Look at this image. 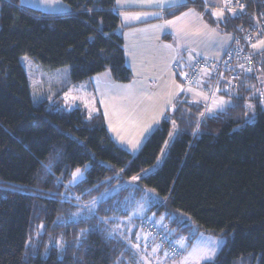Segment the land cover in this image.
Returning a JSON list of instances; mask_svg holds the SVG:
<instances>
[{"label":"trees","instance_id":"obj_1","mask_svg":"<svg viewBox=\"0 0 264 264\" xmlns=\"http://www.w3.org/2000/svg\"><path fill=\"white\" fill-rule=\"evenodd\" d=\"M63 1L66 12L45 13L0 0V264H134L137 229L129 239L117 226H140L133 211L144 201L143 212L163 215L159 227L175 240L190 244L201 232L225 239L202 264H264V72L245 74L234 97L220 93L231 103L219 111L206 113L180 93L132 155L111 138L99 109L89 119L82 108L66 110L61 96L49 102L46 85L29 86L23 55L44 70L67 67L71 83L105 70L117 82L132 78L115 0ZM192 4L216 25L209 5ZM224 18L219 27L235 35L250 24L244 14ZM248 103L256 106L251 120ZM76 168L84 176L70 184ZM93 199L94 214L80 209ZM99 217L108 223L97 226ZM81 229L89 231L77 243ZM142 244L156 245L140 237Z\"/></svg>","mask_w":264,"mask_h":264},{"label":"crops","instance_id":"obj_2","mask_svg":"<svg viewBox=\"0 0 264 264\" xmlns=\"http://www.w3.org/2000/svg\"><path fill=\"white\" fill-rule=\"evenodd\" d=\"M205 1L207 0H202V3H204ZM207 2L212 4V6L210 7L214 9H218L216 7L220 4V0H208ZM185 4L186 3H183V5ZM115 9L118 13L119 21H120L118 32L123 38L125 61L127 66L130 68L132 72L131 80L128 82L114 81L111 76V73L108 70H105L101 73L93 75L92 77H90L85 81L79 83H72V85H81V86L86 85L88 87V90H92L94 89V83H96L97 86L100 85L105 87L106 89L109 88L116 89L120 92V96L118 97V99L120 100L121 107L120 109L118 108L119 111L118 122H122V124L119 126L117 125L118 123L117 122L116 129L121 130L120 137H124L125 141H127V140H132V138L135 136L141 137L140 132L147 124L152 123L154 119H159V121H161L165 116L166 112L170 109L169 108L170 105L166 104V101L164 103H160L157 99L155 100V102L153 100V90L155 88L154 85L156 82H158L157 78L154 77V74L158 73V69L154 68L153 60H154V56H157V53L160 52L159 49L160 46L168 45L167 44L168 42H165L167 39L169 40L171 39L173 41L172 42L170 40L173 44V47L170 50V56L172 58L178 56L180 59H186L182 57L184 56V53H186L187 51V49L185 48L188 47L187 46L188 43L186 42L187 38H185L188 35V33L187 34L184 33L187 30L181 27L182 23L181 25L178 26L172 24L163 28L152 27L153 25L164 24V22L167 19V17H165L166 10H164L163 15L161 16H151V15L140 16L139 19H130L127 21L124 20V17L122 15V13H145V12L151 13V12L161 11V9L156 7L155 5L136 3V2H132V0H129V2H125V0H120V3H117V0H115ZM67 10L64 9L63 12L61 13H64ZM189 10H193V13L196 15V17L190 15H188V17L192 19V22L193 20H195L196 21L195 24L201 27H206L207 29L205 32H206V36L209 38V42L215 44V46L211 47V49L214 51L207 52L199 49L200 51L198 54L202 55L201 56L202 58H207V59L221 58V56L224 54L226 49L234 41L235 34L234 33L224 34L223 29L221 28L219 29L217 25L209 24L201 15L196 4L187 5L186 7H184L183 10L179 11L178 13H175V16L173 15L172 18L176 19V17H180L179 15H181V13ZM210 13L212 14V12ZM223 13H224V17L228 15V13L226 12ZM212 15L213 18L215 19V22H217L218 24L225 21L224 17L220 19L218 16L214 14ZM164 31L169 33V35L163 33ZM129 58L132 60L133 63L129 62ZM149 61H151L152 63H149ZM156 66H159V64L157 63ZM206 81L207 80H205V82ZM189 88H191V91L186 92V94L192 100L197 102H202L204 104V112L206 113H209L207 112V109L213 107L214 101L218 102L220 98H223L225 100H230V98L227 97L226 95L220 94L214 100L209 102L208 95L202 90L201 84L200 85L198 84L197 86H191V87L189 86ZM196 90L203 93L205 95V99L195 98ZM258 93L261 97V100L264 99V96L261 95V93H264V83L261 85ZM174 100L175 98L172 100V103ZM229 104L230 103L224 105L223 107L215 108L214 111L222 110ZM99 110L102 112V109L99 108ZM161 112L164 113L163 117L160 115ZM102 114L105 119L106 128L111 138L113 139L111 129L109 128L107 122V117L103 112ZM158 124H154L152 130ZM146 134L142 138L146 139L147 138ZM145 214L149 215L150 213H142L139 217ZM197 237L198 234L193 240V242L190 243L185 250L182 249L183 252L185 251L184 252L185 255L188 252V249L191 248L193 249L195 247L197 242ZM156 246L157 245H155V247ZM162 251L165 252L160 247H158L156 251L150 250L151 259L153 258L155 259L157 256L158 258H160V256L163 253ZM205 261L206 260L202 261L199 264H202Z\"/></svg>","mask_w":264,"mask_h":264},{"label":"rangeland","instance_id":"obj_3","mask_svg":"<svg viewBox=\"0 0 264 264\" xmlns=\"http://www.w3.org/2000/svg\"><path fill=\"white\" fill-rule=\"evenodd\" d=\"M184 3H191L196 1V0H184ZM208 1V0H207ZM205 1L204 4L212 6V4H210L209 2ZM200 2L202 3V0H200ZM19 3L21 5H24L26 7L29 8H33L45 13H61L63 12V10H67L68 6L66 5V3L63 0H19ZM190 5V4H188ZM212 8V7H211ZM165 17H167L166 20H172L175 21V25H181V27L185 28L187 31H185L184 33L188 35L185 37L187 44V51L186 53H184V56L182 58H192V57H201L202 55L198 54L200 50H204L207 52H211L214 51L211 49L212 46H215L214 43L209 42V38L206 36V27H201L196 23L195 20H193L188 16H184L183 19H180L179 21H177L175 18H172L174 14V10L175 9H165ZM196 10V9H195ZM218 9H214L212 8L211 12L212 14L217 11ZM188 11H185L183 13H186ZM173 13V14H172ZM181 13V15L183 14ZM171 14V15H170ZM180 14V13H179ZM179 15V16H181ZM190 16H194L196 17V15L193 13V15L191 14ZM224 17V13L222 17H219L220 19H222ZM172 18V19H170ZM202 20V19H199ZM216 25L219 27L218 23L216 22ZM175 26V27H176ZM220 29V27H219ZM166 35L169 33L167 32H163ZM224 34H231L232 31L229 30H224L223 31ZM230 36V35H228ZM171 40V39H170ZM169 39H167L165 42H168V45H161L160 46V52L157 53V56H154V68L158 69V73L154 74V77L157 78L158 82L155 83L154 85V90H153V100L155 102V100L157 99L160 103H164L165 101H167L169 93L170 92H175V85L179 84L182 86L183 89H191L189 88V85H183L181 84L177 78L176 75L177 74H181L179 71H176L173 69L172 65L173 62L177 59L180 60V58L178 56H175V58H172L170 56V50L173 47L172 42ZM166 46H170V47H166ZM200 49V50H199ZM204 57V56H203ZM26 58V59H25ZM207 59V58H206ZM129 62L133 63L132 60L129 58ZM20 63L22 64L26 75H27V79H28V83L29 86L34 89L36 87H38V85H46L49 89V102H53L55 100H57L58 97H62V105L64 106V108L66 110H71L75 107H81L83 108L88 114L91 112H95L97 109H102V112L105 114V116L107 117V122L109 125V128L111 129V133H112V137L114 139V142L124 148L126 151H128L130 154L134 155L136 154L140 147L142 146L143 142L145 140V138L142 137H133L132 140H136L139 139L140 141H143L140 143V146L138 148L137 151L133 152L131 149V146L129 144H127L126 142H123L121 140V130L116 129V123L119 121V111L118 108L120 109L121 104H120V100L118 99V97L120 96V92L116 89H106L103 86H97L96 83H94V89L92 90H88V87L86 85L81 86V85H72V83L68 80V69L67 67H63V68H59L56 70H44L41 67H39L35 62H33L29 57H27L26 55H23L20 57ZM149 63H152L151 61H149ZM157 63L159 64V66H156ZM156 66V67H155ZM107 72V71H106ZM191 87V86H190ZM188 91H180L178 93V95L180 93H186ZM68 94V98H67V103H66V96L65 94ZM177 95V96H178ZM58 96V97H57ZM60 97V98H61ZM72 97H76L75 100L72 99ZM223 97V96H221ZM198 99H205V95L203 93H201L200 91L196 90V97ZM59 100V98H58ZM102 101H104V103H102ZM67 104H71V107L69 108L67 106ZM172 104L169 106V108H171ZM166 111V110H165ZM122 122H118L117 125H121ZM113 129H115V131H113ZM152 132V130L150 132H148L146 134V136L148 137L149 134ZM168 142L166 143L165 146L168 145ZM165 152V149L163 150V153ZM148 205L146 201L141 202V203H137L134 210L133 214L135 216H139L142 213H144L141 209L144 206ZM91 204H85L82 203L81 204V210H88L89 207H91ZM138 208V209H137ZM137 209V210H136ZM141 217L143 218H149L150 220L154 221L158 226L161 225V218H163L162 216H157V214L154 213H150L149 215L145 214L142 215ZM140 222V221H139ZM121 223V221H120ZM119 223V224H120ZM124 224V225H123ZM123 224L121 223L120 225H118L119 229L124 231L125 235L127 236V238H132L131 236V232L132 230L135 228V241H137V243H132L131 247L132 250L134 251L135 255H133L134 258V264H197V261L195 260V258L193 256H190L191 253H193L194 249L199 248L201 245H203L204 243H206L208 238H212L215 240H220L221 244L217 250V253L219 252L220 248L222 247V245L225 242V239L221 236H214V235H209L206 233H199L198 237H197V242L195 247L192 249H188V252L185 255V251L183 252L182 256L179 258H170L166 255L165 252L162 253V255L160 256V258H158V256L154 259H151L150 256V250H153L154 248H156L155 246L151 247V248H146L144 247V245H140V238L137 239V234H140V237L142 238L141 234H142V228L141 226H139V223H135V224H127V222H123ZM139 227V228H138ZM195 228V227H194ZM133 242V241H131ZM139 244V248H134L133 245ZM177 244L179 245L180 248H182L183 250H185L187 248V246L189 245L188 240L186 237L184 236H180L177 239ZM183 245V247H181L180 245ZM185 255V256H184ZM217 255V254H216ZM204 260H200L199 263H201Z\"/></svg>","mask_w":264,"mask_h":264},{"label":"built area","instance_id":"obj_4","mask_svg":"<svg viewBox=\"0 0 264 264\" xmlns=\"http://www.w3.org/2000/svg\"><path fill=\"white\" fill-rule=\"evenodd\" d=\"M254 0H231L229 4L220 0L216 7L228 12V7H235L239 14L250 18V24L234 37L232 44L226 49L219 59H206L192 57L189 59H177L173 62V69L181 73V80L186 85H202V90L208 95L209 102L220 93H226L230 97L238 94L240 82L245 74L252 72H264V48L253 49L252 45L259 40H264V0L263 8L255 5L249 7L247 2ZM245 7L239 11L238 5ZM243 65V69L240 67ZM251 70V71H249ZM205 80H207L205 82ZM203 81V84H202ZM219 83H222L220 86ZM167 118V117H166ZM142 237L146 246L154 244L165 248L170 258H178L182 251L171 233L162 230L149 218H142L140 222Z\"/></svg>","mask_w":264,"mask_h":264},{"label":"snow or ice","instance_id":"obj_5","mask_svg":"<svg viewBox=\"0 0 264 264\" xmlns=\"http://www.w3.org/2000/svg\"><path fill=\"white\" fill-rule=\"evenodd\" d=\"M125 2H129V0H125ZM132 2L141 3V4L155 5L156 7L160 8L161 11H159V12H151V13H148V12H145V13H122L125 21L130 20V19H139L140 16H148V15L161 16V15H163L165 9L171 10V9H174V8L181 7L183 5V3H184V0H132ZM230 2H231V0H225L226 4H229ZM117 3H120V0H117ZM244 7L245 6L243 4H239L238 5L239 11H242L244 9ZM227 10H228L229 13H231L233 15H236L237 12H238V9L235 8V7H228ZM223 12H224V9L220 8L217 11H215L213 14L218 16V17H222L223 16ZM191 14H193V10H189L188 12L183 13L180 17H176V20L178 21V20L182 19L184 16H188V15H191ZM174 23H175V21L166 20L163 25H153L152 27L153 28H163V27H166L168 25H172ZM166 47H170V46H166ZM252 48L253 49L264 48V40H259L256 44L252 45ZM240 67L243 69L244 66L240 65ZM249 71H251V70H249ZM175 89H176L175 92H170L169 93V96H168V99L166 101V104L171 105L172 104V100L174 98H177V95H178V93L180 91H191V89H183L182 86L179 85V84L175 85ZM261 95L264 96V93H261ZM65 96H66V103H67L68 94L66 93ZM72 99L75 100L76 97H72ZM102 103H104V101H102ZM228 103H231V101L230 100H225L223 98H220V100L218 102L214 101L213 107L208 108L207 112L211 113V112H213L215 110V108L223 107L224 105H226ZM67 106L70 108L71 104H67ZM245 107L248 109V112H246L245 115L248 117L249 120L253 119L255 117V107L256 106L251 104V103H248V104L245 105ZM260 107H261L262 110H264V99L260 100ZM249 113H251V115H249ZM160 115L163 117L164 113L161 112ZM201 115H204V113H201ZM90 118H91V112L89 113V119ZM159 122H160L159 119H154L152 121V123L147 124L143 128V130L140 132V136L143 137L146 133L150 132L152 130V128H153V125L154 124H158ZM173 124H175V121H173ZM113 131H115V129H113ZM172 135H173V133L170 132L169 136H172ZM121 140L123 142H126L127 144H129L131 146V149H132L133 152L138 150V148L140 146V143H141V141L139 139L125 141V138L121 137ZM165 143H167V142H165ZM88 167H90V166L89 165H85L84 166V170H87ZM121 171H123V169H121ZM142 171L146 172L147 170H142ZM83 176H84V171H82L81 168H76L75 171L72 173V179L69 181V183L70 184L71 183H76L80 179H82ZM57 179H59V178H57ZM140 179H141L140 174H137V175L131 177V181H133V182L139 181ZM147 191H154V190L153 189H148ZM90 204L92 205V207L88 208V212H89V214H94L95 213L94 205L96 204L95 199H93L90 202ZM141 208H142V206H141ZM108 220H109L108 217H99L97 226H99V223H101V222H103L104 224H107ZM128 220H129V222H131V217H128ZM117 227H119V226H117ZM87 231H89V230L81 229L80 235L76 238L77 243H80L82 237L84 236V234ZM115 231H116V228H113L111 230V232H109V235H111L112 232H115ZM124 238L127 239L126 237H124ZM139 238H140V234H137V239H139ZM127 242L129 244H131V240H128ZM220 244H221L220 240H215V239H212V238H208L206 243L201 245L199 248L194 249L193 253H191L190 256H193L195 258V260L197 261V264H199L200 260L212 261L216 257L217 250H218ZM180 246L183 247L182 244ZM57 247L63 249L64 248V242L63 241H57ZM133 247L138 249L139 248V244L133 245ZM158 247L159 246H156V248H154L153 251H156V249Z\"/></svg>","mask_w":264,"mask_h":264}]
</instances>
